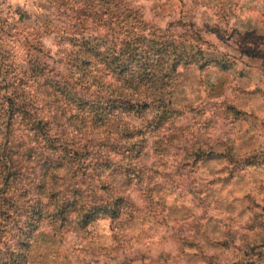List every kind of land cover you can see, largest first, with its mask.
<instances>
[{
	"label": "rangeland",
	"instance_id": "rangeland-1",
	"mask_svg": "<svg viewBox=\"0 0 264 264\" xmlns=\"http://www.w3.org/2000/svg\"><path fill=\"white\" fill-rule=\"evenodd\" d=\"M117 4L193 56L165 88L164 133L176 138L146 155L154 201L116 168L109 179L132 212L75 231L44 226L24 264H264V0H0V54L64 70L84 36L103 39ZM126 120L149 126L152 146L154 123Z\"/></svg>",
	"mask_w": 264,
	"mask_h": 264
},
{
	"label": "trees",
	"instance_id": "trees-1",
	"mask_svg": "<svg viewBox=\"0 0 264 264\" xmlns=\"http://www.w3.org/2000/svg\"><path fill=\"white\" fill-rule=\"evenodd\" d=\"M110 24L103 39L84 36L66 51L64 70L38 58L23 69L0 54V264H24L44 226L75 231L131 213L133 202L109 179L116 168L143 201H154L146 155L176 138L164 133L165 88L193 56L139 8L117 4ZM127 116L154 123L152 146L149 126L142 131Z\"/></svg>",
	"mask_w": 264,
	"mask_h": 264
}]
</instances>
